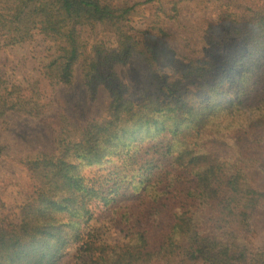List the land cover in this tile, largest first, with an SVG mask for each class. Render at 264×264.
I'll return each mask as SVG.
<instances>
[{"label": "trees", "instance_id": "trees-1", "mask_svg": "<svg viewBox=\"0 0 264 264\" xmlns=\"http://www.w3.org/2000/svg\"><path fill=\"white\" fill-rule=\"evenodd\" d=\"M185 5L200 39L187 56L167 31ZM36 37L50 86L78 69L89 99L109 100L21 162L26 200L0 216V264H61L70 247L104 264H264L251 176L264 174V0H0V47ZM133 57L149 70L138 95L113 72ZM10 111L41 115L0 80V126ZM92 207L110 212L120 244Z\"/></svg>", "mask_w": 264, "mask_h": 264}, {"label": "rangeland", "instance_id": "rangeland-1", "mask_svg": "<svg viewBox=\"0 0 264 264\" xmlns=\"http://www.w3.org/2000/svg\"><path fill=\"white\" fill-rule=\"evenodd\" d=\"M198 14L192 7L185 5L182 13V26H170L169 43L175 51L189 55L186 40L200 41L194 28ZM46 43L36 37L30 44L13 47H0V80L11 91L18 93L23 101H30L41 107V115L30 116L20 112H8L0 126V143L7 147L0 157V216L13 217L17 209L26 200L25 187L28 183L21 162L33 157L38 150L51 144L50 129L55 125L67 128L70 120L82 124L87 114L99 117L108 102V94L99 89L95 100L89 99L87 89L76 69L74 81L70 86H50L44 78ZM114 74L128 89L129 94L138 95L148 87L149 70L138 57L131 58L125 64H116ZM212 150L224 152V148L213 146ZM253 184L264 191V174L253 170ZM90 217L92 225L103 229L109 246L122 242V235L110 225V212L103 213L92 207ZM255 247L264 248V210L258 211L253 218ZM61 264H104L90 255L77 259L74 247L66 249V257Z\"/></svg>", "mask_w": 264, "mask_h": 264}]
</instances>
